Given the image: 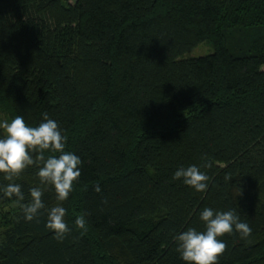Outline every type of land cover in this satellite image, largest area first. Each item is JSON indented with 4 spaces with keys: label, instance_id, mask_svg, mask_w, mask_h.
I'll return each mask as SVG.
<instances>
[{
    "label": "trees",
    "instance_id": "16d2710c",
    "mask_svg": "<svg viewBox=\"0 0 264 264\" xmlns=\"http://www.w3.org/2000/svg\"><path fill=\"white\" fill-rule=\"evenodd\" d=\"M0 113L33 127L47 113L82 160L63 202L37 165L0 173V264H186L174 237L205 230V208L252 229L220 237L219 264H264V0H0ZM190 165L205 192L172 178ZM33 187L45 208L29 222Z\"/></svg>",
    "mask_w": 264,
    "mask_h": 264
},
{
    "label": "clouds",
    "instance_id": "9594fccd",
    "mask_svg": "<svg viewBox=\"0 0 264 264\" xmlns=\"http://www.w3.org/2000/svg\"><path fill=\"white\" fill-rule=\"evenodd\" d=\"M0 128L4 130L3 137H0V173L12 181L29 166L37 165L41 183L54 187L58 201H66L82 174V160L75 153L65 150L67 137L58 122L44 113L43 121L33 127L26 123L23 116L17 115L11 122L0 123ZM46 152L49 155L46 156ZM204 166L210 168L212 165L206 162ZM172 178L182 179L184 184L198 192H205L208 188L209 177L196 165L178 169ZM95 191H101L99 184L95 186ZM4 194L24 200L21 185L17 183H9ZM30 195L31 201L23 205L24 219L29 222L36 219L40 210L45 208L40 188H31ZM65 215L64 207H52L46 223V227L54 233V238L61 242L72 231L65 222ZM200 220L205 230L198 231L190 227L174 237L176 250L186 264H219V258L227 250L226 243L220 237L239 233L241 239H247L252 232L251 227L240 220L235 210L216 211L205 208L200 213ZM75 226L86 231L85 217L78 216Z\"/></svg>",
    "mask_w": 264,
    "mask_h": 264
},
{
    "label": "rangeland",
    "instance_id": "374dc122",
    "mask_svg": "<svg viewBox=\"0 0 264 264\" xmlns=\"http://www.w3.org/2000/svg\"><path fill=\"white\" fill-rule=\"evenodd\" d=\"M212 52H213V49H212L211 45L208 44V43H203V44H200L193 51L188 53L187 56H189V57H197V56H200V55H207V54H210ZM0 121H1V123H3L4 121L11 122L10 119L7 116H5V115H3L1 113H0ZM10 207H11L10 205H7L6 207H4L3 212L4 211H8V209H10ZM2 216H3L2 212H0V228H1V221H2L1 218H2Z\"/></svg>",
    "mask_w": 264,
    "mask_h": 264
}]
</instances>
